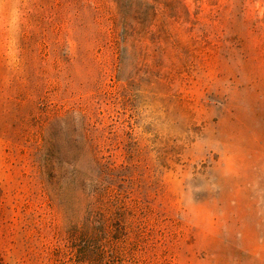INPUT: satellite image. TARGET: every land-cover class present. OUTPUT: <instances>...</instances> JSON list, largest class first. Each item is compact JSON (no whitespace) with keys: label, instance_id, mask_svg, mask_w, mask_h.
I'll return each mask as SVG.
<instances>
[{"label":"rangeland","instance_id":"rangeland-1","mask_svg":"<svg viewBox=\"0 0 264 264\" xmlns=\"http://www.w3.org/2000/svg\"><path fill=\"white\" fill-rule=\"evenodd\" d=\"M0 264H264V0H0Z\"/></svg>","mask_w":264,"mask_h":264},{"label":"trees","instance_id":"trees-1","mask_svg":"<svg viewBox=\"0 0 264 264\" xmlns=\"http://www.w3.org/2000/svg\"><path fill=\"white\" fill-rule=\"evenodd\" d=\"M44 158H45V157H44ZM44 158H43V159H44Z\"/></svg>","mask_w":264,"mask_h":264}]
</instances>
